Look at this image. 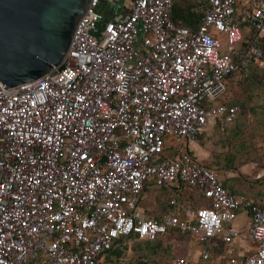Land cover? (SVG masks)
<instances>
[{"label": "built area", "instance_id": "built-area-1", "mask_svg": "<svg viewBox=\"0 0 264 264\" xmlns=\"http://www.w3.org/2000/svg\"><path fill=\"white\" fill-rule=\"evenodd\" d=\"M175 1L89 0L58 65L0 85V264H115L113 246L172 230L201 245L198 264H264V188L257 200L231 193L213 169L178 154L234 121L239 108L216 101L229 77L264 65V0H190L188 26L172 22ZM147 186H185L206 201L171 199L160 218L146 217ZM239 212L244 229L232 223ZM216 239L223 255L204 245Z\"/></svg>", "mask_w": 264, "mask_h": 264}, {"label": "rangeland", "instance_id": "rangeland-1", "mask_svg": "<svg viewBox=\"0 0 264 264\" xmlns=\"http://www.w3.org/2000/svg\"><path fill=\"white\" fill-rule=\"evenodd\" d=\"M121 4L122 2L108 3L105 14L117 10ZM251 68L244 73L234 74L226 80L225 92L220 103L235 105L240 110L232 124L226 127L223 132H219L216 128L207 131L197 140L196 147L189 145L188 148L191 149L197 160L204 161V163L211 160L210 166L215 169L217 177L226 180L225 183L229 186V190L238 194H247L249 197H256L255 192L259 185L254 177L257 174L264 177V109L259 105L258 100L260 80L262 79L258 74L252 73L253 79L251 80L250 73L252 71L259 72ZM236 76L244 78L239 82V79L236 81ZM174 148V140L168 138L163 155H174ZM235 186H244L246 190L241 192V189ZM173 187L176 188V186ZM192 191L181 186V192H184L185 198H178L176 202L184 205L188 200L191 202L190 207L198 206V202L204 204L206 200L199 197L198 191L196 189ZM173 196L172 190H160L147 186L144 195L139 199L138 209L141 212H148L152 216L151 213H154V210L166 206L168 199ZM145 216L150 217L146 214ZM246 219L245 213L239 212L232 223L242 226ZM121 244L124 246L121 254L134 264L143 259L156 261L159 264H169L177 256H188L190 264H198V253L201 249V245L192 235H182L178 238L158 236L154 242H143L142 239L132 238ZM217 244H220V241L216 239L206 242L204 245L215 247ZM156 246L162 247L156 249Z\"/></svg>", "mask_w": 264, "mask_h": 264}, {"label": "water", "instance_id": "water-1", "mask_svg": "<svg viewBox=\"0 0 264 264\" xmlns=\"http://www.w3.org/2000/svg\"><path fill=\"white\" fill-rule=\"evenodd\" d=\"M88 3L89 0H0L1 88L32 82L58 65Z\"/></svg>", "mask_w": 264, "mask_h": 264}, {"label": "trees", "instance_id": "trees-1", "mask_svg": "<svg viewBox=\"0 0 264 264\" xmlns=\"http://www.w3.org/2000/svg\"><path fill=\"white\" fill-rule=\"evenodd\" d=\"M193 4H192V1H190V0H177V1H175L174 3H173V5H172V8H171V13H170V17H171V20H172V22L175 24V25H182V26H186V25H189V24H191L194 20H196V16L192 13V12H190L189 11V8H190V6H192ZM260 49H261V52H262V60H263V62H264V42H262V44H261V46H260ZM250 67H252L251 69H254V70H257V71H259V72H256V71H252L250 74H251V80L253 79V74L252 73H255V74H258L259 76H261V79L262 80H260V89H259V94H258V96H260V91H261V87H262V85L264 84V65L262 66V67H259V66H257L256 64H250L249 65V67H248V69L250 68ZM247 69V70H248ZM246 77V76H245ZM244 78V77H243ZM242 78V79H243ZM242 79H241V81H242ZM160 190H166L167 188H159ZM169 190V189H168ZM176 190L177 191H181V187H179V188H174L172 191H173V194H175L172 198H169L168 199V201L166 202V206H164V207H167V205H168V202H169V200H171V199H173L174 201H177V199L178 198H180L179 196V193L177 192L176 193ZM248 198L249 199H251V200H253L254 198H252V197H249L248 196ZM191 200H192V198H191ZM178 203V202H177ZM201 202H198V206H202L203 205V203H201ZM182 235H187V234H185V233H182V232H179V231H177V230H172L171 231V235L170 236H168V238H171V237H181ZM132 238H135V239H138L137 237H129L128 238V240H131ZM156 240V239H155ZM154 240V241H155ZM154 241H152V242H154ZM143 242H146V241H143ZM161 247L162 246H160V247H157L156 246V249H161ZM219 248L220 247H218V248H216V249H214V248H212L211 249V254L212 255H214V254H219V255H223V253H224V248L223 247H221V249H222V252L220 253L219 252ZM124 250V246H122V247H118V246H113V248L112 249H110L108 252H107V255H106V260L109 262L111 259H114L115 257H119L120 255H121V252ZM126 250V249H125ZM142 261H147V262H152V261H148V260H145V259H143V260H140V261H138V263L137 264H139L140 262H142ZM132 262V261H131ZM154 262H156V261H154ZM158 263V262H157ZM159 264V263H158Z\"/></svg>", "mask_w": 264, "mask_h": 264}, {"label": "crops", "instance_id": "crops-1", "mask_svg": "<svg viewBox=\"0 0 264 264\" xmlns=\"http://www.w3.org/2000/svg\"><path fill=\"white\" fill-rule=\"evenodd\" d=\"M188 26V25H187ZM238 74H241V73H238ZM237 74V75H238ZM234 75V74H233ZM236 81H238V79H239V82L241 81V79L242 78H240L239 76L237 77L236 76ZM229 79H230V77H229ZM225 84H226V81H225ZM223 96V95H222ZM221 96V98L219 99V100H217L216 101V103H218V104H223V103H220V101L223 99V97ZM258 100H259V98H258ZM223 105H232V104H223ZM259 105L264 109V106L263 105H261L260 104V102H259ZM239 113H240V110L238 111V113L236 114L237 116L239 115ZM212 131V130H211ZM165 144H166V141H165ZM195 144L196 143H188V144H182L181 143V145L179 146V153L178 154H180V153H182V152H187L189 155H191V157L193 158V160H194V162L196 163V164H198V165H202V166H205V167H208V168H211V169H213L214 171H215V169L214 168H212L211 166H210V159L209 160H207V162L205 161V163H204V161H199V160H197L196 159V157L193 155V153H192V151H191V149L190 148H188L189 147V145L191 146H195ZM196 147V146H195ZM216 173V172H215ZM218 179L220 180V182H221V184L223 185V187L226 189V190H228L229 192H231V193H234L233 191H231V190H229V186L228 185H226V180L224 179H222V178H220V177H218ZM254 179L257 181V183H258V188H256L257 190H256V197H252V198H254L253 200H257L258 198H259V195H260V192H261V190L264 188V177L262 178L261 177V175L260 174H257L255 177H254ZM261 183V184H260ZM228 186V187H227ZM153 187V186H152ZM236 188H238V189H241V192H244L245 190H246V187H244V186H235ZM157 189V188H156ZM169 190H173L174 188H168ZM187 191V190H186ZM179 193V195H180V199H184L185 198V196H184V192H181V191H177L176 190V193ZM191 192H193L192 190H191ZM160 193V192H159ZM254 193V194H255ZM236 194H238V193H236ZM241 195H243V196H245V197H247L248 198V195L247 194H243V193H240ZM143 195H144V192H143ZM142 195V196H143ZM175 195V194H174ZM156 197V196H155ZM154 197V201L156 200V198ZM186 201H188V200H186ZM201 204V203H200ZM164 206H162V207H160V209H156V210H154L153 212L154 213H151V215L152 216H150L149 214H148V212H144L146 215H148V216H150V217H156V218H160V216L164 213V211H165V209H166V207H164ZM161 210V211H160ZM248 224V218L246 219V221L244 222V224L242 225V226H236V225H233L234 227H237V228H241V229H244L245 227H246V225ZM241 244V249H248V248H251L252 247V244H250V243H245V242H242V243H240ZM216 248H218V247H220L219 248V252L221 253L222 252V249H221V245H219V244H217L216 246H215ZM216 248H214V249H216ZM237 253H240V249H238L237 250ZM185 254H186V251H185ZM185 254H183V255H185ZM183 257H188V256H183ZM110 263H115V264H122V263H127V264H134L133 262H131V261H128L126 258H124L123 257V255L121 254L119 257H115L114 259H111L110 261H109Z\"/></svg>", "mask_w": 264, "mask_h": 264}]
</instances>
